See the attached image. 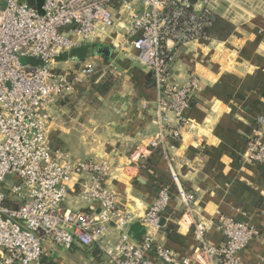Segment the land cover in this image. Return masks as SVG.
I'll return each mask as SVG.
<instances>
[{
  "label": "built area",
  "instance_id": "2783aa9c",
  "mask_svg": "<svg viewBox=\"0 0 264 264\" xmlns=\"http://www.w3.org/2000/svg\"><path fill=\"white\" fill-rule=\"evenodd\" d=\"M216 6L218 0H45L40 14L36 1L0 0V264H46L47 243L97 246L112 264H242V252L260 231L224 214L196 220L197 195L184 187L173 161L171 183H161L145 211L134 213L106 183V161L76 158L54 148L50 136L60 101L94 82L100 70L120 72L121 60L137 61L156 90L159 130L130 152L123 167L146 168L156 149L165 151L167 136L180 139L191 128L201 78L192 71L186 83L174 81V53L213 39L204 29L218 17ZM101 43L112 45L109 61L62 66L64 54ZM259 123L264 128V118ZM243 157L263 162L264 141L250 139ZM172 184L193 226L196 246L189 254L155 239ZM74 188L86 209L64 206ZM135 222L145 228L140 240L127 231ZM214 225L225 237L220 245L207 236ZM113 229L118 236L110 243Z\"/></svg>",
  "mask_w": 264,
  "mask_h": 264
},
{
  "label": "crops",
  "instance_id": "0c3cea01",
  "mask_svg": "<svg viewBox=\"0 0 264 264\" xmlns=\"http://www.w3.org/2000/svg\"><path fill=\"white\" fill-rule=\"evenodd\" d=\"M216 12L234 24V32L225 40L191 42L175 50L174 81L186 83L195 71L201 86L190 109L191 128L180 139L167 136L165 151L160 150L148 168L123 167L130 152L159 130L156 90L137 61L121 60L120 72H98L93 83L106 77L114 81L107 94L93 91L92 100L81 94L60 101L50 136L55 148L74 157L106 161L110 166L106 183L118 193L120 204L134 213L145 211L161 183H171L173 161L184 187L197 195L196 220L214 221L224 214L260 231L242 252V264H257L264 258V179L258 173L261 162L243 155L250 139L264 141L259 123L264 118V0H218ZM102 44L81 46L87 47L82 56L74 52L81 47L71 50L60 57L62 66L87 62L100 66L114 54L111 43H104L111 48L108 54L96 52ZM167 116L174 121L172 113ZM172 186L155 239L180 255L189 254L196 246L193 226ZM64 206L86 209L75 188ZM134 224L127 231L133 230L140 240L144 234ZM117 236L118 231L111 230L108 241L114 243ZM207 236L215 245L225 241L216 225ZM43 254L46 264H112L97 246L75 244L66 249L47 243Z\"/></svg>",
  "mask_w": 264,
  "mask_h": 264
},
{
  "label": "trees",
  "instance_id": "16d2710c",
  "mask_svg": "<svg viewBox=\"0 0 264 264\" xmlns=\"http://www.w3.org/2000/svg\"><path fill=\"white\" fill-rule=\"evenodd\" d=\"M35 0H31V2H34ZM235 26L232 22L229 20L222 18V17H217L216 20L214 21L213 25L211 27H207L204 29L205 33L209 35L213 39H218V40H225L227 39L233 32H234ZM107 79H104V81L99 82V83H92V91L97 92L100 95H105L107 94L110 89L113 86L112 79L109 77H106ZM153 86V85H151ZM248 143V142H247ZM55 148V146H53ZM160 149H156L151 156L149 160V164L147 168L153 163V160L155 157H159ZM258 173L260 178L264 179V161L259 163L258 165ZM13 206H16V204H13Z\"/></svg>",
  "mask_w": 264,
  "mask_h": 264
},
{
  "label": "water",
  "instance_id": "95a60500",
  "mask_svg": "<svg viewBox=\"0 0 264 264\" xmlns=\"http://www.w3.org/2000/svg\"><path fill=\"white\" fill-rule=\"evenodd\" d=\"M44 1L45 0H36L37 9H38L40 14L44 13V10H43ZM86 49H87V47L84 46V47H81L80 49L74 50V52H76L79 56H82L85 53ZM96 52H98L100 54H106L107 53L106 50L103 49L102 45L96 46ZM149 76H150V73H149ZM163 220L164 219L161 220V223H163ZM135 223L139 224L141 226V234L140 235H143L145 233L144 226H142L139 222H135ZM136 224H134L135 225L134 227L137 226ZM132 231L129 232L130 236L135 240H139L140 237ZM135 231H136V229H135Z\"/></svg>",
  "mask_w": 264,
  "mask_h": 264
},
{
  "label": "rangeland",
  "instance_id": "374dc122",
  "mask_svg": "<svg viewBox=\"0 0 264 264\" xmlns=\"http://www.w3.org/2000/svg\"><path fill=\"white\" fill-rule=\"evenodd\" d=\"M102 47H103V49L104 50H106V54H108L109 52H110V47L108 46V45H105L104 43L102 44ZM91 58V57H90ZM93 59V58H92ZM22 62H27L26 60H25V58H23L22 59ZM92 83L93 82H90V83H85V84H83L80 88H79V90H78V92H77V95L76 96H79V95H81V94H83L82 96L84 97V98H88V99H94L95 98V96H94V94H93V91L91 90V86H92ZM90 87V88H89ZM86 96V97H85ZM70 153V152H69ZM71 154V153H70ZM72 155V154H71ZM73 156V155H72ZM77 158V157H76Z\"/></svg>",
  "mask_w": 264,
  "mask_h": 264
}]
</instances>
